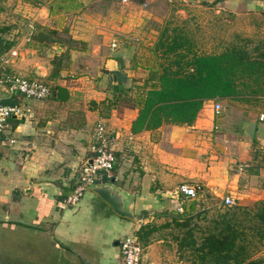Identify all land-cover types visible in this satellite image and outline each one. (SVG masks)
I'll return each mask as SVG.
<instances>
[{"label": "crops", "instance_id": "1", "mask_svg": "<svg viewBox=\"0 0 264 264\" xmlns=\"http://www.w3.org/2000/svg\"><path fill=\"white\" fill-rule=\"evenodd\" d=\"M207 2L211 1L194 6L208 12L213 8L227 22L231 18L254 20L253 16L264 21V0H223L216 8ZM26 4L22 13L27 19L21 33H17L21 26L18 19L8 24L12 33H0V40L12 42L11 47L0 54V74L13 72L48 82L53 92L45 99H24L0 87L2 102L19 103L23 109L21 115L9 119L15 142H0L1 203L11 201L14 193L17 201L28 203L25 210L19 208L20 214L33 208L37 222L49 220V231L56 241L94 249V246L105 245L106 240L121 239L125 232L136 234L142 225L169 229L170 214L178 216V221L189 217L196 220L192 226L200 224L204 220L194 213L201 209H195L193 199L198 206L197 203L219 194L235 197L240 172L232 169L233 161L244 155L236 150L227 153L222 160L216 155L220 149L232 146H220L224 135L212 132V126L216 128L217 124L211 100L205 103L210 106L212 115L203 117L200 110L190 125L165 121L157 128L138 132L131 130L140 108L135 99L130 104L119 102L108 111L101 104L113 95V85L117 83L113 81V74L116 79L120 78L118 90L122 91L132 83L139 87L150 71L157 68L155 35L143 32L138 42L123 41L120 52L103 59L102 71L96 76L85 73L79 76L65 67L56 79H51V58L64 52L66 45L39 41V27L50 26L49 17L54 18V10ZM150 27V23L145 25L147 31H152ZM73 38L86 40L85 37ZM99 120L105 122L110 133V147L116 161L113 169L98 180L114 179L113 183L128 195L136 219L117 215L90 190L74 205L62 202L77 181L73 175L75 167L91 155L94 126ZM235 139L232 142L236 143ZM247 149L245 147L244 153L249 156ZM29 150L33 154L25 158ZM184 182L200 183L203 190L196 198L185 197L177 191V186ZM24 189L29 191L24 192ZM205 215L207 221V212L201 213V217ZM106 235L110 238L106 239ZM153 237L151 235L144 245L146 264L159 263L161 252L166 250L163 238ZM108 252L106 250L104 257L109 264H123L118 246L112 256Z\"/></svg>", "mask_w": 264, "mask_h": 264}, {"label": "rangeland", "instance_id": "2", "mask_svg": "<svg viewBox=\"0 0 264 264\" xmlns=\"http://www.w3.org/2000/svg\"><path fill=\"white\" fill-rule=\"evenodd\" d=\"M206 1L0 0V33L2 35L12 33L11 26L8 24L17 19L21 20V26L18 27L17 33H21L27 19L22 13L26 9L27 2L32 6H45L50 11L54 10V18L49 17L51 19V22H48L51 23L50 26H44V28H53L57 31V35H60L59 37H65L68 41L71 39L76 41L72 45L74 48L72 52L70 51L69 59L62 60L61 63H66L65 67H68V70H72L73 73L79 74V76H82L80 73H85L88 76L98 75L102 71L103 59L114 52H120L119 48H121L123 41L125 43L127 40L138 42L143 32L155 35L158 39L165 27L169 29V34L172 33L171 35L176 30L179 32L177 35L180 34L181 41H183V46L180 48L182 51L189 50L191 53L198 54H217L225 49L237 46L248 51L251 56H257L264 60V21L253 16L254 20L243 19L241 21H235L227 17L229 19L227 22L225 21L226 18L220 17L221 13L214 12L213 8L208 12L205 8L194 6L196 4L205 5L203 3ZM210 1L207 2L210 7L216 8V5L221 4L223 0ZM31 5L29 7H32ZM147 23H150L152 31L146 30L145 25ZM126 34L129 36L125 37ZM73 37H85L86 40ZM112 39L117 40V48L113 50L110 47ZM158 52L160 54L156 53L158 60L155 63L159 67L162 55L161 49ZM132 61L128 63L130 64ZM261 83L260 81L241 78L236 81V85L240 89L237 96L217 99L221 105V110L220 114L215 115L217 126L216 128L212 126V132L213 134L224 135L220 146L227 147L230 145L232 147L222 148L216 155L221 156V160L233 150L244 155L242 159L233 161L235 165L233 164L232 169L239 171L240 176L237 181V193L235 197L233 196L235 199L234 204L229 207L236 205L253 207L256 201L264 198V85ZM22 98L25 99V97ZM201 110L203 117L212 115L207 102L203 104ZM253 119L258 120L254 141L243 133V125ZM233 138H237V140H234L236 143L232 142ZM245 147L248 148L246 151H248L249 156L244 153ZM32 154L31 150L26 151L25 158L31 157ZM253 171H257V173L254 174ZM82 174L83 170L80 163L73 171L75 180H79ZM88 191L86 189L83 194L84 197ZM222 198L223 196L219 194L205 199V202L197 203L198 206L196 205L197 200L193 199L195 209L207 212L208 218L207 221H200V224L192 226L191 223L196 222V220L189 217L190 228H193L191 230L196 237L203 234L205 228L219 211L228 207L222 202ZM27 204V202L17 201L14 193L11 201L0 202V218L10 216L19 219L18 223H13V227L12 225L3 226L0 224V261L3 259L28 260L30 258L29 253H27L29 247H26V245L30 241L27 237L33 234L42 237L43 230L48 231L51 229L49 220L41 223L45 226V229L42 226L33 227L23 223L34 219L33 208L20 214L19 208L25 210ZM194 215L196 216L195 213ZM168 218L171 219L168 225L169 229H157L153 235V238H163V244L166 248L165 253L161 252L163 256L158 259L159 263L156 260L157 264H194L190 251L186 250L187 247L181 250L183 255H180L181 251L177 252V241H180L188 230L186 228L180 229V226L176 224L175 219L177 220L178 216L170 214ZM131 233L125 232L123 235ZM119 235L122 234L119 233ZM123 235L121 239L125 236ZM105 238L109 239L110 236L106 235ZM199 240L200 238H198ZM104 244L102 247L94 246V249L78 244L72 245L90 261L109 264L104 257L105 252L108 250V253H111L110 256H112V251H116V245L114 240H106ZM103 250H105L104 255ZM253 257L264 260V246L258 248L253 253ZM76 262L74 264H87L79 256Z\"/></svg>", "mask_w": 264, "mask_h": 264}, {"label": "trees", "instance_id": "3", "mask_svg": "<svg viewBox=\"0 0 264 264\" xmlns=\"http://www.w3.org/2000/svg\"><path fill=\"white\" fill-rule=\"evenodd\" d=\"M178 33L176 30L171 35L168 28L163 29L154 47L158 54L161 49L159 67L151 70L139 87L132 83L119 91L121 81L117 77L112 97L101 101L108 111L119 102L130 104L135 99L140 108L132 122L133 132L157 128L165 121L190 125L205 101L237 96L240 89L236 81L241 78L260 81L264 85V60L251 56L237 46L217 54L182 51L183 41ZM59 36L55 29L46 27L39 28L37 33L41 43L61 42L66 45L64 52L51 58V79H56L59 70L66 66L61 61L69 59L70 51L74 48L72 45L76 43L73 39L68 41ZM11 45V41L0 40V54ZM49 86L52 93L53 88ZM252 173L256 174L257 171ZM203 212H197L196 217L205 221L206 215L201 217ZM181 215L184 216V213ZM175 222L188 230L177 241V252L187 247L194 264H264V260L253 257V253L264 246V198L256 201L253 207L236 205L219 211L200 237L193 234L189 218L182 221L175 219ZM153 228L142 225L136 231L137 240L143 248L157 230ZM180 255H183L182 251Z\"/></svg>", "mask_w": 264, "mask_h": 264}, {"label": "built area", "instance_id": "4", "mask_svg": "<svg viewBox=\"0 0 264 264\" xmlns=\"http://www.w3.org/2000/svg\"><path fill=\"white\" fill-rule=\"evenodd\" d=\"M110 47L117 48V40L112 39ZM60 76H62L60 74ZM65 76V75H63ZM8 93L20 95L32 99H45L51 94L49 84L39 79H30L17 73L0 74V87ZM214 114H220L221 105L217 99L211 100ZM19 103H3L0 97V142L7 141L9 144L15 142L11 136V125L9 119L23 113ZM94 142L91 145L90 157H84L81 161L83 174L77 180L72 191L63 199V204H76L90 184L98 181L99 177L113 169L115 165V154L111 149V136L103 120H99L94 126ZM203 188L200 183H180L177 186L178 193L185 197L196 198ZM222 202L225 205L234 204L231 194L224 195ZM119 253L124 264H146L144 260V248L140 245L135 234H126L120 241Z\"/></svg>", "mask_w": 264, "mask_h": 264}, {"label": "flooded vegetation", "instance_id": "5", "mask_svg": "<svg viewBox=\"0 0 264 264\" xmlns=\"http://www.w3.org/2000/svg\"><path fill=\"white\" fill-rule=\"evenodd\" d=\"M7 218L8 220L0 219V224L3 226L12 225L13 227L14 222H19V219L15 217L9 216ZM23 223L26 225H32L33 227L42 226L45 229V226L37 222L35 219H32L30 222L26 221ZM43 232L44 233H42V237L38 236L37 234L27 237L28 241H30L26 245V247H29L27 253H29L30 258L28 260L26 259L24 261H19L18 259H3L0 261V264H74L77 263L76 260H78V256L83 258L87 264H100L99 262L95 263L90 261V259L86 258L72 244H68L61 240L56 241L55 237L50 234L49 230H43ZM120 241L121 239L114 240V242H118L116 246L119 247Z\"/></svg>", "mask_w": 264, "mask_h": 264}, {"label": "water", "instance_id": "6", "mask_svg": "<svg viewBox=\"0 0 264 264\" xmlns=\"http://www.w3.org/2000/svg\"><path fill=\"white\" fill-rule=\"evenodd\" d=\"M112 77H113V81L116 82L117 81L116 74H113ZM256 127H257L256 119H253L248 123H245L243 125L244 135H246L252 140L255 135ZM113 180L114 179H111L110 181H106V182L98 180L95 183L90 184L87 189L96 193L101 199H103L109 206H111V208L117 215L129 219H136L137 215L133 212L132 208L130 207V201L128 195L122 189L116 186L113 183ZM25 190L29 191V189H25ZM25 190L24 192H26ZM0 219L8 220L7 217H3ZM115 244L117 245L118 242H115Z\"/></svg>", "mask_w": 264, "mask_h": 264}]
</instances>
